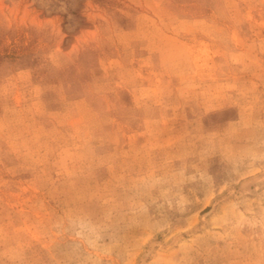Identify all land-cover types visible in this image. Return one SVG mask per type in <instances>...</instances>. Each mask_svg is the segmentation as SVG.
<instances>
[{
  "label": "rangeland",
  "instance_id": "374dc122",
  "mask_svg": "<svg viewBox=\"0 0 264 264\" xmlns=\"http://www.w3.org/2000/svg\"><path fill=\"white\" fill-rule=\"evenodd\" d=\"M0 264H264V0H0Z\"/></svg>",
  "mask_w": 264,
  "mask_h": 264
}]
</instances>
